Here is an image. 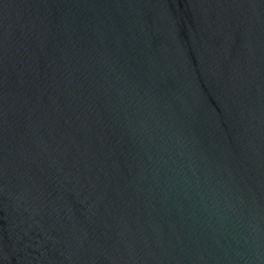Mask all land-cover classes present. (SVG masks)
I'll list each match as a JSON object with an SVG mask.
<instances>
[{
    "label": "water",
    "instance_id": "water-1",
    "mask_svg": "<svg viewBox=\"0 0 264 264\" xmlns=\"http://www.w3.org/2000/svg\"><path fill=\"white\" fill-rule=\"evenodd\" d=\"M0 264H264V0H18Z\"/></svg>",
    "mask_w": 264,
    "mask_h": 264
}]
</instances>
